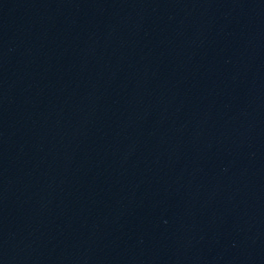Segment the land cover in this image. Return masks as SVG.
Here are the masks:
<instances>
[{"label":"water","instance_id":"95a60500","mask_svg":"<svg viewBox=\"0 0 264 264\" xmlns=\"http://www.w3.org/2000/svg\"><path fill=\"white\" fill-rule=\"evenodd\" d=\"M79 264H264V0H74Z\"/></svg>","mask_w":264,"mask_h":264}]
</instances>
